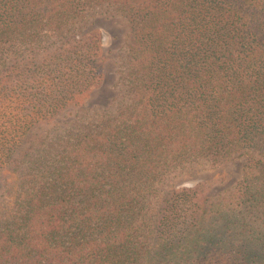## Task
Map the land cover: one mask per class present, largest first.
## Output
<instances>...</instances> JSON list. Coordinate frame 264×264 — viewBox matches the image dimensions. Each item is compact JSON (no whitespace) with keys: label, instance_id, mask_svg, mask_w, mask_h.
Instances as JSON below:
<instances>
[{"label":"trees","instance_id":"trees-1","mask_svg":"<svg viewBox=\"0 0 264 264\" xmlns=\"http://www.w3.org/2000/svg\"><path fill=\"white\" fill-rule=\"evenodd\" d=\"M96 6L128 101L63 128L106 78ZM241 156L226 192L159 188ZM0 264H264V0H0Z\"/></svg>","mask_w":264,"mask_h":264},{"label":"rangeland","instance_id":"rangeland-1","mask_svg":"<svg viewBox=\"0 0 264 264\" xmlns=\"http://www.w3.org/2000/svg\"><path fill=\"white\" fill-rule=\"evenodd\" d=\"M82 24L103 30L105 44L110 50V60L99 95L86 108L74 113L77 116L72 115L68 119L69 122L63 125V128L73 127L75 123L79 124L87 121L89 117L91 119L96 111L104 109L113 111L121 103L128 101L127 83L121 78V72L119 73L120 70L125 69L126 54L128 52L127 43L130 27L127 19L122 14L115 12L113 8L96 6L85 12ZM246 164L247 157L241 156L223 161L218 165H211L210 163L193 165L185 172H178L170 176L159 188L167 192L177 186L195 185L201 181L223 176L224 179L215 182L210 191L226 192L228 189H233L242 180Z\"/></svg>","mask_w":264,"mask_h":264}]
</instances>
